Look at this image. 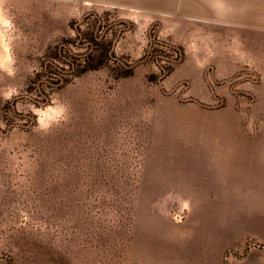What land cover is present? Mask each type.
<instances>
[{
	"label": "rangeland",
	"instance_id": "obj_1",
	"mask_svg": "<svg viewBox=\"0 0 264 264\" xmlns=\"http://www.w3.org/2000/svg\"><path fill=\"white\" fill-rule=\"evenodd\" d=\"M92 32L111 60L36 106ZM0 102V264L264 253V0H0Z\"/></svg>",
	"mask_w": 264,
	"mask_h": 264
},
{
	"label": "trees",
	"instance_id": "obj_2",
	"mask_svg": "<svg viewBox=\"0 0 264 264\" xmlns=\"http://www.w3.org/2000/svg\"><path fill=\"white\" fill-rule=\"evenodd\" d=\"M99 36L98 32H92L91 35L84 33L82 39L87 46L80 53H66L62 55L60 51H53V48L48 50V57H51L53 60L63 61L61 65L55 63L53 60L46 64L43 62L32 78L28 91L35 95L33 99L36 106L42 101L47 103L50 100L49 93L46 92L47 88L61 82L63 83L66 76L83 75L90 70H96L101 67V65H91L92 62L100 63L104 59L111 60L108 50H104L102 38H99ZM117 70L120 71L121 76H128L133 72L132 69L124 67L123 64H119ZM3 112L4 106L2 107L0 102V120L3 119ZM32 118L34 123H36L37 117L35 114L32 115Z\"/></svg>",
	"mask_w": 264,
	"mask_h": 264
},
{
	"label": "crops",
	"instance_id": "obj_3",
	"mask_svg": "<svg viewBox=\"0 0 264 264\" xmlns=\"http://www.w3.org/2000/svg\"><path fill=\"white\" fill-rule=\"evenodd\" d=\"M235 264H264V253H249L244 260L238 261Z\"/></svg>",
	"mask_w": 264,
	"mask_h": 264
}]
</instances>
